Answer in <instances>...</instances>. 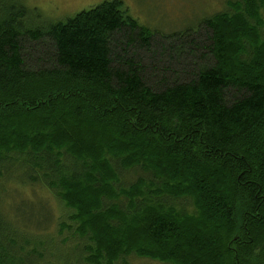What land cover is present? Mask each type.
Returning <instances> with one entry per match:
<instances>
[{"label": "trees", "instance_id": "trees-1", "mask_svg": "<svg viewBox=\"0 0 264 264\" xmlns=\"http://www.w3.org/2000/svg\"><path fill=\"white\" fill-rule=\"evenodd\" d=\"M229 5L170 78L127 54L155 39L125 0H0V264H264V0Z\"/></svg>", "mask_w": 264, "mask_h": 264}, {"label": "rangeland", "instance_id": "rangeland-1", "mask_svg": "<svg viewBox=\"0 0 264 264\" xmlns=\"http://www.w3.org/2000/svg\"><path fill=\"white\" fill-rule=\"evenodd\" d=\"M103 0H23L30 8L37 7V10L45 18H63L72 16L77 12L89 8ZM131 13L142 24L150 27L155 39L153 45L145 46L143 49L138 44H131L128 55L137 56L138 59L149 68L151 75L164 73L170 78L186 76L191 73L193 68L200 62H204L202 53H206L208 42L205 39L206 30L201 21L206 16L217 12L230 9L229 2L234 0H125ZM197 27V28H196ZM193 28H196L195 30ZM186 31L188 35L196 37L197 46L187 47L181 52L182 57L173 56V52L168 48L170 41L162 37L163 35L172 36L176 32ZM175 44L182 45L180 42ZM157 44V46H155ZM205 45V46H204ZM192 47L194 50H192ZM28 59L34 63L40 64L37 52H34L32 45H27ZM179 48V47H178ZM168 49V50H167ZM172 52V53H171ZM208 54V52L206 53ZM171 55V56H170ZM191 63L190 66L186 64ZM184 64V65H183ZM184 67V68H183ZM187 72V73H186ZM167 76V77H168ZM188 76V75H187ZM176 204L183 208L192 209L188 199H179ZM126 264H165L160 261H154L148 258L137 257L133 255L127 259ZM123 264V263H121Z\"/></svg>", "mask_w": 264, "mask_h": 264}]
</instances>
